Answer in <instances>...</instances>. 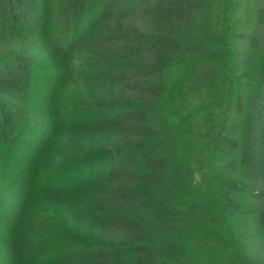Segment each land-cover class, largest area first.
<instances>
[{"label": "trees", "instance_id": "16d2710c", "mask_svg": "<svg viewBox=\"0 0 264 264\" xmlns=\"http://www.w3.org/2000/svg\"><path fill=\"white\" fill-rule=\"evenodd\" d=\"M240 3L0 0V264H264L242 228L264 233V52L246 93ZM130 8L147 32L125 28ZM86 38L117 46L92 61L117 97L79 107L73 126L108 137L68 163ZM89 187L101 230L71 237L54 204Z\"/></svg>", "mask_w": 264, "mask_h": 264}, {"label": "rangeland", "instance_id": "374dc122", "mask_svg": "<svg viewBox=\"0 0 264 264\" xmlns=\"http://www.w3.org/2000/svg\"><path fill=\"white\" fill-rule=\"evenodd\" d=\"M264 9V0H241L240 8L236 18L239 21V31L248 37V41L239 43L241 60L244 61L241 72L248 76V82L245 86V92L253 90L256 82V72L259 59L264 52V25L261 30L258 29L259 11ZM124 24L127 30L147 32L148 24L141 17L135 8H130L124 17ZM251 39V41H250ZM117 46H101L92 38H86L82 43L77 55L76 67L78 74L73 82L71 94L69 96L68 105L74 110V120L72 127L66 133L64 143L61 148V154L68 163L85 158L95 149L104 148V143L108 137L105 131L101 129H84L77 125L80 119L81 110L85 111L91 107L104 104L112 97H117V84L114 82H106V80L98 77L97 68L92 67V61L97 59L99 55H103L109 50H116ZM145 57H136L125 62L124 65L130 66L136 62L145 63ZM130 99V97H129ZM128 99V100H129ZM6 100V99H5ZM4 98L0 96V102ZM42 102H33L31 109L38 110L43 107ZM82 107L83 109H79ZM85 188L79 193H72L69 196L54 204V208L60 212L63 219V227L69 236H80L87 238L97 234L101 229L99 224H94L90 218L89 211L93 203V195L95 189ZM0 185V195L5 196V192ZM247 204V200H243ZM65 224V225H64ZM242 228L246 229V235L250 237L251 244L248 245V254L257 261H264V233L260 232L257 223L253 220H247ZM113 240V241H112ZM109 242L118 241L109 233ZM7 254L6 245L0 243V257ZM67 264H75L74 261H68Z\"/></svg>", "mask_w": 264, "mask_h": 264}]
</instances>
